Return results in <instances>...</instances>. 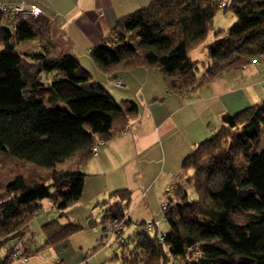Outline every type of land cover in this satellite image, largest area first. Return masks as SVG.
<instances>
[{"label": "trees", "instance_id": "16d2710c", "mask_svg": "<svg viewBox=\"0 0 264 264\" xmlns=\"http://www.w3.org/2000/svg\"><path fill=\"white\" fill-rule=\"evenodd\" d=\"M219 7L236 14L227 29L213 27ZM3 19L13 26L4 25ZM211 30L215 38L205 44L206 60L192 58L190 50ZM112 34L114 40H101L89 53L101 70L154 67L172 91L185 94L218 73L264 60V0H150L118 17ZM30 38H37L43 50L17 49L21 40ZM139 114L137 100H118L105 83L93 80L77 57L53 41L47 15L8 18L0 12V149L50 167L40 178L18 170L1 186L0 245L17 239L0 256V264L22 258L13 256L12 248L26 243L29 222L42 213L44 197L61 211L43 223V243L59 242L82 227L60 221L83 193L87 172L79 165L96 154L98 140L104 145ZM263 129L264 97L223 113L217 130L182 159L181 179L170 185L164 213L169 228L162 239L160 226L149 228L145 220L127 234L132 189L111 190L110 197L116 199L101 200L108 203L101 244L107 224L124 219L126 238L115 243L123 247V264H165L172 256L178 259L174 264H264ZM74 157L78 166L56 167ZM248 187L254 192L243 195L240 190Z\"/></svg>", "mask_w": 264, "mask_h": 264}, {"label": "crops", "instance_id": "0c3cea01", "mask_svg": "<svg viewBox=\"0 0 264 264\" xmlns=\"http://www.w3.org/2000/svg\"><path fill=\"white\" fill-rule=\"evenodd\" d=\"M20 1L35 2L42 7L43 13L50 18L53 41L65 52L77 57L94 81L105 83L118 100L133 98L139 102L140 114L130 126L108 139L98 153L79 165L87 175L83 193L75 203L85 204L83 211L91 212V205L96 202L106 198H109L108 202L116 199L110 197L111 190L128 186L132 189V198L127 208L130 223L126 233L135 232L138 228L135 223L148 219L158 221L160 228L167 230L169 227L162 228L153 199L157 194L163 195L162 190L168 185H174L181 179L183 157L205 135L217 128L222 122L223 113L235 112L264 97V60L257 59L232 67L190 92L181 94L168 87L158 69L136 65L108 73L101 70L89 54L91 48L101 40H114L112 28L118 17L147 5L150 0H0ZM3 24L13 26L11 20L3 19ZM30 41L28 46L21 49L18 48L19 42L17 49L35 52L33 48L37 42L34 39ZM112 74L121 77L123 85H114ZM77 161V157L66 158L59 161L56 167H76ZM60 163L69 165L58 167ZM107 204L101 203L104 207ZM40 221L46 240L47 231L43 223L47 220ZM60 221L63 222L61 218ZM28 231L23 238L29 249L27 258L15 257L6 264H52L65 258H69L71 264L82 261L79 253L74 256L68 254L69 237L56 243L33 246L36 240ZM47 246L53 247V250L41 253L42 247L46 250ZM6 249L0 251L1 257L5 256ZM56 254L59 256L56 260L50 259ZM165 264L174 263L170 260Z\"/></svg>", "mask_w": 264, "mask_h": 264}, {"label": "rangeland", "instance_id": "374dc122", "mask_svg": "<svg viewBox=\"0 0 264 264\" xmlns=\"http://www.w3.org/2000/svg\"><path fill=\"white\" fill-rule=\"evenodd\" d=\"M235 20L236 14L232 10L219 7L213 19V27L227 29L233 24ZM214 38L215 36L213 30H211L203 43H200L190 50V55H192L194 59H199L200 61L206 59V57L208 56V49L205 44L212 41ZM33 39L35 40L34 42H39L38 39L35 38L25 39L23 42H20L18 44V48L21 49L28 46L30 44L29 42H31L30 40ZM37 43L35 44L33 51H42L43 48L40 47L41 45H37ZM200 67V69H202V64H200ZM217 128L211 131V133H208V135H205L203 139L213 134L217 130ZM260 148H264V129L262 131ZM65 164L60 163L58 167L69 165V163L66 165ZM49 169L50 167L48 166L40 165L33 161L24 160L12 153H9L6 150L0 149V188L5 183V180L10 178L18 170H24L31 177L33 175H36L35 178H40ZM180 172L181 177L184 172L183 168ZM170 191L171 190L164 188L162 190V193L164 192L163 195H159V197L157 194L153 199L157 216L161 217L160 221L162 228L169 227L168 221L163 218L162 201L167 199L169 194H171ZM192 195L196 196V193L194 192ZM85 197H87V192L85 194ZM42 202L43 204L41 206V209L43 214L41 216H39V214H34V216L32 217L33 220L31 219V223L29 225V231L27 230L30 236L34 237V239L36 240L35 242H33V246H36V244L40 245L43 243V240H45L43 235V227L40 220H48L50 218L58 216L61 211L58 207L53 205L52 201L48 197H44L42 199ZM101 203L103 202H96L95 204L91 205V212L83 211L85 208V204L74 203L70 207H68L67 213L61 216L63 222L72 220L82 224L81 228L73 231L68 236L69 240L71 241L68 254L74 256L79 253V259H82L79 264H123L121 253L123 247L120 244H118V246L117 244H101V235L104 233V220L102 217L104 206H102ZM15 242L16 240L12 239L5 241L0 245V251L3 252L4 249L11 248L12 246H14ZM47 247L48 248L46 250L45 247H42L43 250H40L41 253L53 250V247ZM58 257L59 256L56 254L55 256L50 257V259L56 260ZM71 262L72 261L69 258H65L61 261V264H71Z\"/></svg>", "mask_w": 264, "mask_h": 264}, {"label": "built area", "instance_id": "2783aa9c", "mask_svg": "<svg viewBox=\"0 0 264 264\" xmlns=\"http://www.w3.org/2000/svg\"><path fill=\"white\" fill-rule=\"evenodd\" d=\"M225 2L222 1L221 5H224ZM0 12H2L6 17L11 18L13 16H17L19 14H23L25 16H36L39 14H43L42 7L35 3V2H28V1H20V2H0ZM112 83L116 86L123 85V81L121 77L115 76L112 78ZM103 143V140H98L94 145V153L98 152L99 147ZM168 190H172L171 186H167ZM164 205V213L165 208L167 206V199L162 201ZM165 217V216H164ZM147 226L149 228H155L159 225L158 221L154 219L146 220ZM138 224L137 222L135 223ZM126 227V223L124 219H114L110 223L107 224V235L104 237V242L107 244H115L116 242H122L126 238V234L124 233V229ZM160 238L162 239L165 235L164 230H160ZM200 252V251H199ZM12 255L13 256H21L23 259H26L28 256L27 247L21 241L20 244L15 245L12 248ZM174 261H177L176 256H172ZM52 264H58L57 261L53 262Z\"/></svg>", "mask_w": 264, "mask_h": 264}, {"label": "water", "instance_id": "95a60500", "mask_svg": "<svg viewBox=\"0 0 264 264\" xmlns=\"http://www.w3.org/2000/svg\"><path fill=\"white\" fill-rule=\"evenodd\" d=\"M240 192L243 195L251 194V193L254 192V188L253 187H248V188H245V189H241Z\"/></svg>", "mask_w": 264, "mask_h": 264}]
</instances>
